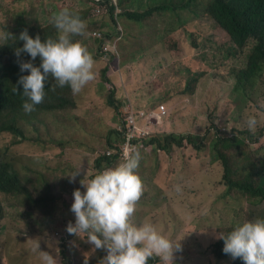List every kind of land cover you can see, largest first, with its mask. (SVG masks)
Here are the masks:
<instances>
[{
	"label": "rangeland",
	"instance_id": "obj_1",
	"mask_svg": "<svg viewBox=\"0 0 264 264\" xmlns=\"http://www.w3.org/2000/svg\"><path fill=\"white\" fill-rule=\"evenodd\" d=\"M208 1L203 0L202 3ZM157 2L104 0L96 4L88 0H0V46L14 35L18 37L24 29L32 36V31L40 35H54L53 15L68 8L87 19L80 42L93 57L95 53L98 60L95 62V79L88 82L76 94V98L63 89L70 96L74 116L69 111H56L64 118L51 125L50 134H55L60 144L55 147L45 144L29 117H26L30 124L25 125V139L0 134V157L11 159L21 179L28 184L27 189L23 188L18 193L0 192V210L6 214L0 236L6 233L10 236L5 251H2L4 238L0 241V264H6L3 257L5 252L11 261L13 254L24 249L26 238H32L30 244L39 247L46 237L62 243L63 239L56 232H62L60 229L63 227L65 210L71 212L66 201L69 187L65 183L60 188L45 190L41 188L43 182L68 173L62 171L63 167L84 169L91 165L99 150L105 148V138L109 141L117 139L115 133L122 118L121 107L130 104L137 112L143 108L149 95L163 101L173 100L172 107L165 103L169 110L172 109L167 117L169 126L166 130L176 136L198 135L205 151L195 152L190 144L160 155L156 154L158 149L154 150L150 154L154 157L150 163L152 171L148 179L144 178L145 183L142 181L143 191L136 203L134 219L152 220L162 229V220L166 222V236L169 237L172 232L177 234L174 239L180 245L177 251L183 249L184 242L191 236L184 252L191 257L187 264H201L204 261L208 264L207 258L200 255L201 247L209 248L219 231L232 222L262 216V203L251 204L237 189L229 190L230 187L225 185L221 169L211 156L210 142L216 129L228 132L234 126L235 132L244 130L242 134L238 133L236 145L231 146L238 155L229 153V160L234 164L231 169L233 178L238 177L245 164L263 159L264 68L246 91L248 100H243L230 73L234 71L236 74L243 69L246 57L212 18L203 12L195 15V2L187 7L186 11L189 12L165 11L141 22L121 16L124 10L141 12ZM161 17L173 21L170 29L177 31L170 32L165 28L159 22ZM7 21L10 23L1 30ZM92 32L98 39L92 36ZM103 35L106 38L109 35L108 39H113V36L119 38L116 50L118 58L106 60L96 53ZM73 38H78V35ZM16 41V47H21L23 41ZM193 45L196 47L192 48ZM25 55L22 54L20 58ZM219 61L225 68L227 78L219 75ZM9 68L11 78L22 75L16 63L12 62ZM196 73L201 76L194 83L193 75ZM190 90H193V94L184 97V92ZM101 110H106V114ZM35 114L39 116V125L44 126L43 114L40 111ZM249 116H255L258 121L252 130L247 126ZM161 129L165 130L163 126ZM194 140L197 139L194 137ZM150 155H140L136 170L140 178L148 166L147 157ZM170 170L175 172L171 181L173 188L165 192L161 187L166 177L164 180L161 177ZM262 175L264 177V173ZM177 185L182 189L180 192L176 191ZM166 193H177L178 198L169 202L165 198ZM194 193H199V202L201 198L206 199L202 206H194L189 197ZM148 213H152L156 219L146 218ZM183 217L188 219L186 223L182 222ZM38 251L37 247L32 250L34 254ZM59 252L62 254V247Z\"/></svg>",
	"mask_w": 264,
	"mask_h": 264
},
{
	"label": "clouds",
	"instance_id": "obj_2",
	"mask_svg": "<svg viewBox=\"0 0 264 264\" xmlns=\"http://www.w3.org/2000/svg\"><path fill=\"white\" fill-rule=\"evenodd\" d=\"M89 1L100 4L104 0ZM9 23L10 21L5 22L1 30ZM52 23L57 30L55 37L50 36L42 40L39 34L33 37L27 29L22 30L16 37L23 41L22 46L15 47L14 50L22 75L11 78L7 73L8 75L4 78L0 89L1 94L12 91L16 99L3 113L0 112V134L7 133L19 139H25V125L30 124L26 117H29L45 144L55 147L60 143L57 142L55 134H50L51 125L64 118V115H58L56 111H69L74 116L69 94L76 98V94L81 92L88 82L95 79V62L98 60L96 54L94 53L93 57L82 42L73 39L75 35H82L86 29V22L78 13L63 8L53 15ZM169 31L177 30L169 29ZM94 33L92 32V36ZM108 36L101 37L102 43L96 49V53L100 58L114 60L118 58L116 50L119 38L113 36V39H108ZM94 37L98 39V36ZM9 44L10 39L2 42L0 53L6 51ZM195 47V45L192 46V48ZM22 54H28L30 59H21ZM37 57L39 60H36ZM34 61L40 62L35 64ZM25 72L27 74L24 75ZM199 78L200 76L193 82L196 83ZM192 94L193 90H190L183 95L186 97ZM166 102L170 107L174 105L171 99L163 101L157 96L149 95L143 108L137 112L130 104L121 107L122 118L115 133L117 139L113 138L109 141L105 138V148L99 150L91 165L84 169L63 167L62 171H68V173L43 182L41 188L45 190L60 188L65 183L69 187L66 201L71 212L65 210L63 227L60 229L62 232L60 234L59 231L56 232L63 241L62 243L53 241L56 243L62 264H73L74 261L80 264L79 257L84 259L85 264L93 247L106 250V255L101 260L102 264H176L178 262L187 264L190 260L191 257L184 252L191 236L184 242L183 249L177 251L180 247L179 243L174 241L177 234L172 232L169 237L166 236V222L162 220V226H164L162 229L152 220L134 219L137 211L136 203L143 191L142 181L145 183L144 178L148 179L152 171V165L148 163V158L153 156L150 154L156 149H158L156 150L158 155L168 153L175 148H183L187 144L194 148L193 151L199 152L201 148L198 150L194 144L198 141L202 147V141L199 140L198 135L190 134L194 143L180 139V144L165 148L167 136L174 134L166 130L169 126L167 117L172 112V109L169 110L165 104ZM36 111L43 114L44 126L39 125V116L35 114ZM130 120L133 123H130ZM164 120H166L165 123H163ZM257 123L255 116L248 117L247 126L250 130L254 129ZM133 124L135 126L132 130L133 138L128 142L127 134ZM161 126L165 130H162ZM243 131L238 129L235 132L234 126L228 132L216 129L213 139L220 132L237 137L238 133L242 134ZM247 131L249 132L248 129ZM181 136L183 135L177 136V139ZM194 137L197 140H194ZM34 138H37V135H34ZM213 139L210 142L211 145ZM140 155H150L147 157L148 166H144L141 178L136 171ZM0 162L6 164L27 189L28 184L21 179L14 162L5 157H0ZM215 162L221 169L219 161L215 160ZM99 164L100 166L97 167ZM71 172L74 173L71 174ZM181 190V187L177 185L176 191ZM0 192L18 193L19 191ZM238 192L251 204L260 202L264 205V199L251 197L239 190ZM5 217V212L0 210V228ZM145 217L156 219L152 213H148ZM75 237H77L76 241H73ZM2 238H4L2 251H5L10 236L6 233L0 236V241ZM220 238L224 242L220 241ZM31 240L32 238H26L25 243L28 246L16 255L13 254L11 261H9L8 253L5 252L3 257L6 264H59L57 257L41 250L52 242L50 238L46 237L41 247L30 244ZM74 243H81L82 247L86 246L87 252L78 255L71 253L68 247L70 248ZM36 247L39 251L34 254L32 250ZM60 247H62V254L59 252ZM204 249L207 250L204 251ZM217 251L220 252L221 257H218ZM200 255L207 258L208 264H233L237 258L242 259L245 264H264V212L259 218L232 222L226 229L219 231L218 235L212 239L209 248L201 247ZM201 264H205V261Z\"/></svg>",
	"mask_w": 264,
	"mask_h": 264
},
{
	"label": "trees",
	"instance_id": "obj_3",
	"mask_svg": "<svg viewBox=\"0 0 264 264\" xmlns=\"http://www.w3.org/2000/svg\"><path fill=\"white\" fill-rule=\"evenodd\" d=\"M202 1L203 0H158L157 3L145 8L144 11L132 12L124 10L122 11L121 16L134 22H141L145 18L156 13H162L165 11L173 12L174 10L186 11L187 7L195 2L197 8V11L194 12L195 15L199 16L201 12L207 14L229 37L230 41L237 48L242 49L244 57H246L245 67L236 74L234 71H231L230 74L235 79L234 86L241 91L243 100H248L246 91L249 90L250 84L258 76V72L264 68V0H210L205 4H203ZM112 11L113 8H111V12ZM175 14L179 17L178 13ZM79 15L87 24V19L82 14ZM159 22L163 23L165 28L170 29V24L173 21H167L164 17H161ZM56 32L54 35H39L43 40L46 37H55ZM32 33L33 37L38 34L33 31ZM83 36L84 33L78 35V38L73 39L80 41V38ZM16 42V36L14 35L10 39L8 49L3 51V53H0V89L4 82V78L8 74L11 76L9 65L12 62L17 64V61H10L12 58L17 59L14 54ZM22 59L28 60L30 57L26 54ZM37 59L39 60V57H37ZM38 62L40 61H34L35 64H38ZM218 67L220 77L227 78L224 71L225 68L221 61H219ZM25 74H27V72H25L24 75ZM199 76H201L200 73L194 74L193 81L195 82ZM14 99H16V95L12 91L4 92L3 95L0 92V112L3 113ZM262 128H264V126ZM167 139V143L165 144L166 149L175 144H180V139H186L194 143L190 134L183 135L178 139L175 134L168 135ZM237 142L238 138L235 135L227 136L221 132L212 141L210 151L213 158L219 161L222 169L221 178L230 188H235L251 197H260L264 199V177L262 175V173H264V157L263 159L259 158L253 162L245 164L239 171L237 178L231 176V169H233L234 164L229 160V153L236 154V151L231 146L236 145ZM194 144L198 150L201 148L199 152L205 151V147H201L200 141ZM153 158V156L148 158L149 165H152L150 163ZM99 166L100 164L97 165V167ZM174 173L173 170H170V172L166 173L164 177H161L162 180L166 177V181L161 187L165 192H168L173 188L171 181L174 177ZM198 186L202 188L201 184H198ZM23 188L24 187L20 183L17 175L12 173L6 164L0 162V191H21ZM189 197L193 200L194 206L198 205L199 207L206 202L205 198H201L199 202V193L191 194ZM165 198L169 202H172L178 198V194L166 193ZM187 221L188 219L186 217L182 218L183 223H186ZM220 241L224 242L222 238H220ZM105 255L106 250L93 247L85 264H102L101 260ZM217 255L218 257H221L219 251H217ZM233 264H245V262L242 259L237 258V261Z\"/></svg>",
	"mask_w": 264,
	"mask_h": 264
},
{
	"label": "crops",
	"instance_id": "obj_4",
	"mask_svg": "<svg viewBox=\"0 0 264 264\" xmlns=\"http://www.w3.org/2000/svg\"><path fill=\"white\" fill-rule=\"evenodd\" d=\"M103 114L104 115L106 114V110H103ZM76 238L77 237H75L73 239V241H76ZM25 246H28V244H26ZM68 249L74 255H78L79 253H82V252L83 253L87 252V247L86 246L82 247L81 243H74V244L71 245L70 248L68 247ZM41 250L42 251H47L50 254H52L53 256L57 257L59 264H62L61 257H60V255H58L57 247H56V243L55 242H53V241L51 243L49 242L47 244V246L46 247H42ZM79 259H80V264H84V259L80 258V257H79ZM73 264H76V262L74 261Z\"/></svg>",
	"mask_w": 264,
	"mask_h": 264
},
{
	"label": "built area",
	"instance_id": "obj_5",
	"mask_svg": "<svg viewBox=\"0 0 264 264\" xmlns=\"http://www.w3.org/2000/svg\"><path fill=\"white\" fill-rule=\"evenodd\" d=\"M130 123H133V121L132 120H130ZM135 128V126H134V124L132 125V128L130 129V132L127 134V141L129 142L130 141V139H132L133 138V132H132V130Z\"/></svg>",
	"mask_w": 264,
	"mask_h": 264
}]
</instances>
